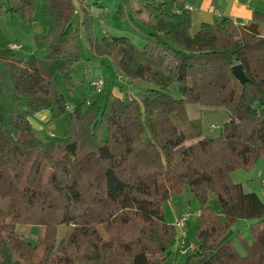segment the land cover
I'll return each mask as SVG.
<instances>
[{
    "label": "trees",
    "instance_id": "16d2710c",
    "mask_svg": "<svg viewBox=\"0 0 264 264\" xmlns=\"http://www.w3.org/2000/svg\"><path fill=\"white\" fill-rule=\"evenodd\" d=\"M100 1L0 0V14L23 23L39 3L45 28L34 35L43 58L0 46V264H164L176 232L162 203L183 185L200 202L186 264H264V201L230 178L264 157V12L193 28L178 0H118L116 18L132 29L96 34L108 14ZM76 64L98 65L86 82L102 88L69 110L54 78L70 83ZM124 83L136 95L113 93ZM227 97L226 123L205 134L199 106ZM41 111L48 122L68 114L62 139L37 136L30 117ZM239 219L251 221L245 256L227 239Z\"/></svg>",
    "mask_w": 264,
    "mask_h": 264
},
{
    "label": "rangeland",
    "instance_id": "374dc122",
    "mask_svg": "<svg viewBox=\"0 0 264 264\" xmlns=\"http://www.w3.org/2000/svg\"><path fill=\"white\" fill-rule=\"evenodd\" d=\"M191 1V0H189ZM118 0H101L100 4L105 6L108 14H106V20H104V25L95 22L94 30L96 34L99 33H109L107 29L114 30L113 28H117V26H124L125 31H129L132 29V26L126 20H118L116 18V10L118 6ZM183 3H179L180 5ZM92 12L96 14V7L92 8ZM41 14V5L37 3V9L35 10L34 17L36 20L40 19ZM142 18H146V14L139 15ZM7 24L11 26V24L20 23V24H27L21 22L18 18H6ZM120 27V29H121ZM101 28V30H99ZM124 29H121L122 31ZM100 31V32H99ZM130 38L134 41H139V34L137 32H125ZM3 34L0 28V42L4 44L2 39ZM35 47V46H34ZM22 51V53H21ZM18 55L27 57V58H43L44 52L39 48H34L33 51L27 52L24 54L22 49L15 51ZM86 71L84 73V70ZM91 71V72H90ZM101 71L98 65H88L86 64L83 68L81 65L76 64L73 68L71 82L65 81L60 75H57L54 78V83L56 87L62 92L65 100L68 103H72L74 105H78V103L85 101V100H93L96 94L90 88L89 84L86 82L89 75L94 77H100ZM150 85V84H149ZM115 87V86H114ZM113 87V88H114ZM118 95H122L124 89L131 91L132 96L136 95L134 92L138 89L134 86H130L129 83H124L121 88H114ZM170 92L174 97H180L179 93L176 90L175 84L172 85L170 88ZM130 93V92H129ZM198 110H201L203 115V127L204 133L208 135L216 134V130H219L220 126L224 125L226 121L223 119V111H232L231 106L228 102V97L224 102H220L215 106H199ZM42 112H38L35 115H32V123L35 125L38 122L40 125L44 126L43 132H37V135L43 139H47L51 142H56L59 139H62L64 136V132L68 127V114L60 115L56 119L52 121H47L41 119ZM45 113V112H44ZM236 117V115H234ZM49 124V128L46 126ZM213 125V126H212ZM36 130V128H34ZM216 129V130H215ZM50 134H47L49 133ZM264 168V157H258L249 167H240L236 168L231 171L230 178L235 183H244L245 180L250 179L254 174L257 173L259 169ZM207 204L210 207L218 208L219 203L218 200L214 195H210ZM200 209V202L199 200L189 192L187 185H183L181 190L173 195L170 199L165 200L162 203V211L164 215V219L167 223L172 224L175 227V240L173 244L169 247L168 250V257L165 260L164 264H186V260L188 256L192 253V246L196 243V229L198 226V212ZM177 220L181 221V225L183 228L181 230L184 231L185 235L181 238L180 229L176 227ZM233 225L230 227L232 228ZM229 228V229H230ZM39 227L34 226L28 232V240L30 242H34L39 234ZM238 234V233H236ZM238 236V235H237ZM230 238V233L227 234V239ZM240 239V237H238ZM241 243L242 240L240 239ZM12 247H22L25 248V243L20 241H14L11 244Z\"/></svg>",
    "mask_w": 264,
    "mask_h": 264
},
{
    "label": "crops",
    "instance_id": "0c3cea01",
    "mask_svg": "<svg viewBox=\"0 0 264 264\" xmlns=\"http://www.w3.org/2000/svg\"><path fill=\"white\" fill-rule=\"evenodd\" d=\"M179 3H183L181 6L178 5L180 7H184L185 5L190 7L189 14L191 16L193 28H195L201 21L211 22L213 20H218L224 15L231 17L234 23L243 25L250 20L253 11L264 12V0H178L176 4ZM5 17H14L15 20L17 18L11 12H2V14H0V28L3 34L2 39L4 41V44L0 42V46L7 48L9 43H16L20 45V49L24 51V54L31 50L33 51L35 48L34 35L45 33V28L39 20L34 19L27 24L22 25L20 23H15L14 25L11 24V26H9ZM114 88L112 89L113 93L118 95ZM73 107L74 104L68 103L69 110ZM41 112L42 113H39L42 114L39 115L42 116L41 119L48 121L49 113L47 111ZM36 114L34 115L36 116ZM31 118L32 117H30V122L36 134L37 132L41 133L45 131L44 126L40 125L38 122L34 125ZM46 126L49 128V124ZM34 128H36V130ZM262 177H264V168L259 169L256 174L250 179L245 180L244 183H240L242 184L244 191L255 192L261 200L264 201V194H262V186L260 183ZM214 209H219V207ZM250 223V220L239 219L235 222L233 227L228 230V233H230V238H228V240L240 256H245L247 254L246 245L250 244L252 241L249 234ZM238 237H240L242 243Z\"/></svg>",
    "mask_w": 264,
    "mask_h": 264
},
{
    "label": "built area",
    "instance_id": "2783aa9c",
    "mask_svg": "<svg viewBox=\"0 0 264 264\" xmlns=\"http://www.w3.org/2000/svg\"><path fill=\"white\" fill-rule=\"evenodd\" d=\"M184 8L186 10H190V7L185 5ZM9 48L11 49H14V50H19L20 49V45L16 44V43H9L8 45ZM90 86L92 87L93 91L96 92V93H99L101 91V88H102V81L100 79L98 80H93L90 82ZM213 126V125H212ZM50 134V132L48 133ZM260 183H261V186H262V194H264V177H262L260 179ZM176 227L178 229H180V235H181V238L185 235L184 231L181 230L183 228V225H181V221L180 220H177L176 222ZM194 245L192 246V249H193Z\"/></svg>",
    "mask_w": 264,
    "mask_h": 264
},
{
    "label": "water",
    "instance_id": "95a60500",
    "mask_svg": "<svg viewBox=\"0 0 264 264\" xmlns=\"http://www.w3.org/2000/svg\"><path fill=\"white\" fill-rule=\"evenodd\" d=\"M232 75L241 83L247 81V77L243 72V69L240 64H235L231 68Z\"/></svg>",
    "mask_w": 264,
    "mask_h": 264
}]
</instances>
